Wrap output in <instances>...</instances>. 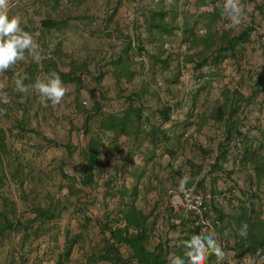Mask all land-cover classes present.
<instances>
[{
	"label": "crops",
	"instance_id": "0c3cea01",
	"mask_svg": "<svg viewBox=\"0 0 264 264\" xmlns=\"http://www.w3.org/2000/svg\"><path fill=\"white\" fill-rule=\"evenodd\" d=\"M242 3L245 19L232 26L223 14V0H11L9 16H19L21 27L37 40L41 60L29 56L0 74L5 184L19 185L23 180L26 191L33 190L28 200L49 205L57 199L48 197L49 191L40 185L56 176L66 153L78 155L80 162L79 147L98 135L103 147L91 188L99 215L113 218L119 209L134 207L149 217L148 248L163 240L173 223L169 229L173 245H169L187 251V225L193 221L172 203L179 200L180 181L188 176L185 188L208 183L210 207L222 216L205 232L214 234L228 254L220 264H264V247L246 250L245 241L244 250H235L241 240L240 216L257 221L252 226L264 234V0ZM107 7L110 16L104 15ZM46 19L56 24L42 25ZM111 28L119 37H130L132 46L144 45L132 66L133 79L123 78L119 86L110 59L122 51V42L108 38ZM245 28L250 29L246 42L234 51L219 50L224 46V31L236 35ZM46 51L48 58H44ZM213 56L219 57L217 61L212 62ZM32 62L36 73L24 82L29 91L18 93L16 81ZM82 65L86 67L82 71L103 72L102 79L97 82L87 76L86 88L61 79L68 93L60 105L45 106L31 87L37 80L46 81L52 72ZM130 105L140 108L138 122L123 133L101 130L103 113H120ZM60 142L72 146L55 144ZM76 187L73 202L83 190ZM170 189L176 194H170ZM180 213L184 221L176 216ZM76 226L75 235L81 238L73 247H89V253L75 260L86 264L100 247L99 225ZM41 230L40 243L51 246L49 227ZM120 247L122 258L127 259L126 246ZM14 248V243L2 242L0 264L20 259ZM39 250L38 246L36 257ZM100 262L115 264L104 260L92 264ZM124 264L136 262L127 259ZM207 264H217L216 257L210 255Z\"/></svg>",
	"mask_w": 264,
	"mask_h": 264
},
{
	"label": "trees",
	"instance_id": "16d2710c",
	"mask_svg": "<svg viewBox=\"0 0 264 264\" xmlns=\"http://www.w3.org/2000/svg\"><path fill=\"white\" fill-rule=\"evenodd\" d=\"M42 25L44 26H52L56 24V21L52 20H43ZM112 28L114 32V36L112 37L115 41L122 42V51L110 59V64L112 66V74L115 78L116 85L119 86L121 80L124 78L126 81H130L134 77V70L132 66L137 63V55L143 52L144 45L141 43L138 46H132L130 37H119L116 29ZM249 28H245L240 33L236 35H230L228 31H224V39L222 43H224L223 47H220V51L230 50L234 51L237 45H240L243 42L248 40L250 35ZM120 38V39H119ZM122 38V39H121ZM195 42V40H193ZM210 42V41H209ZM208 43V42H207ZM210 44V43H208ZM135 49V50H134ZM214 57V56H213ZM222 58L223 56L220 55ZM206 57L205 59H207ZM215 58V59H214ZM212 58L213 61H217L219 58L215 56ZM51 60V59H49ZM86 67L85 66H71L69 71L59 72L55 71L62 80H70L74 81L75 84L79 88H86V83H84V76L82 75L84 72L90 74L94 80L99 82L102 79L103 72H95L90 73V71H82ZM36 73V64L31 63L27 67L26 72H24L23 77H27L24 79L25 81H29V79H33ZM100 98H103L101 91L96 89ZM99 105V104H98ZM97 105L93 107L92 110H96ZM83 113L87 114L89 111L86 109L81 110ZM140 108L130 105L127 109L120 111V113L110 112L106 114H102V119L100 121L99 127L101 130L110 129L115 134L123 133L127 130L128 127H132L135 122L139 121L140 117ZM87 131V130H86ZM84 130V133L86 132ZM5 134L3 130L0 129V190L5 185L6 172L5 166L2 161L3 155L6 153V146L4 143ZM85 139V138H84ZM58 145H64L66 148H70L72 144L70 142L66 143H55ZM103 147L101 138L98 135H91L88 137L84 147L80 151V162L77 166L81 165V170L79 171V184L77 186L79 188L82 187H92L94 180L93 174L96 163L100 160V150ZM259 156L256 160L259 163ZM63 164H66L65 162ZM64 167V166H63ZM61 167V169H63ZM18 174V173H17ZM71 178L74 186L76 187V183L73 177ZM12 178L15 179V176L12 175ZM19 186L21 190V199L29 204V209L32 213L31 216H25V213H20L17 209L16 202L11 200L10 198L2 195L0 192V245L3 242L5 234L8 232H17L22 231L24 235V240L27 237H30L31 233L28 232L29 229L33 228V224L36 222L41 223V227L37 230H32V233L35 237L41 235L40 230L44 227V224L48 221L59 217L60 215V201H52L49 205L42 206L40 203H37L32 200H28V196L30 192H33L29 188V191H26V184L23 183V180L19 181ZM77 188V187H76ZM216 212V211H215ZM183 213V212H182ZM176 214L183 221L185 220L184 215ZM217 215V212L215 213ZM220 212L218 213V215ZM215 215V216H216ZM222 216L217 218L221 219ZM148 215H143L141 212L137 211L134 207H126V209H119L117 213L113 216V221L117 223V225L113 226L112 223H103L102 220L97 219V224L99 225V235H100V247L96 253L89 256L86 259V264H92L96 261H110L115 264H124L127 259L135 260L136 264H166L169 262L171 254V258L173 256H179L185 259V264H187V258L185 257V250L182 247H172L169 245V240L164 238L160 240L157 245H155L152 249L147 247V242L150 236L149 224H148ZM192 220V219H191ZM252 219L248 216H240V219L237 220L238 226L241 228L242 225H247V233L248 236L241 237L240 235V243L235 247V250L240 251L244 250V242L248 243L245 247L246 250H255L257 247H264V234H261L259 230H257L256 225L257 221L253 223L250 222ZM188 220L185 221V225H187ZM251 224V226H250ZM175 224L170 223L168 229H170ZM188 231L186 232V241L190 240V238L194 235L203 234L200 232V228L193 222H190L187 225ZM254 228V230H253ZM42 231V230H41ZM81 238V235H74L70 238H66V248L59 255V258L54 264H65L69 258L70 253L73 248L74 243ZM121 245L126 246L128 250L127 259L122 258L121 255ZM2 264H11V263H2ZM16 264H21V262H17Z\"/></svg>",
	"mask_w": 264,
	"mask_h": 264
},
{
	"label": "rangeland",
	"instance_id": "374dc122",
	"mask_svg": "<svg viewBox=\"0 0 264 264\" xmlns=\"http://www.w3.org/2000/svg\"><path fill=\"white\" fill-rule=\"evenodd\" d=\"M107 8H106L107 10L105 9L104 15L108 13V15L110 16L111 12L108 11L111 9V7H107ZM112 30L114 29L112 28ZM107 33H108V38L112 39V41H115L112 38L111 33L110 32ZM82 75L84 76L85 83L89 86L90 79L88 80L87 76L89 77L92 76L89 75L87 72H84ZM77 153H79V151ZM74 157L75 156L73 155L72 152L68 154L66 153L64 157L65 158L64 162L66 164L77 166L79 163L78 155L77 158ZM66 164H62V167ZM40 186L43 188V190L47 189L49 191L48 197L60 201V205H58V207H60L59 217L52 219L44 224L45 226L49 227L50 237L51 240L53 241V244L51 246H47L49 244L40 243L42 241V235L39 237H35L34 234L32 233V229L28 230V232L31 233V235L30 237L26 238L25 245H21L22 242L21 240H23L21 231L9 232V233L7 232L4 236L3 241H7V242L10 241V243H14L16 246V248L14 249L19 254L20 257V259L18 258L19 260L16 259V262L14 264H16L17 262H21V264H54L59 258V255L66 248V238L67 237L70 238L78 232L76 228L77 227L76 224L91 226L97 224V219L102 220L103 223L112 222L113 219L112 217L107 218V216H105L104 214L103 215L98 214L99 211L97 210V207L99 208L100 205H98L97 207L95 206L96 202L98 201H95L93 198L95 195L93 196L92 188H90L91 190L83 189L80 193L81 194L80 197H77V199L74 198V202L72 201L73 195H75L78 190H76L77 188L74 186L71 178H69L64 173L63 169H61V166L58 168L56 176L53 179L50 180L46 179L45 184ZM0 192L3 193V195L16 200V206L20 213L24 212L26 217L32 215L28 206L29 204H26L21 199L22 194H21L20 186L18 184L16 183L7 184V185L5 184L3 188L0 190ZM78 203H80L81 206H78ZM40 227H41V223L39 221L33 224L34 230H37ZM163 235H164L163 238H167V240H169V243L173 245L172 232L169 231V229L168 230L166 229ZM84 236L86 240L88 241L91 240L86 233H84ZM148 241L151 242L150 239ZM30 243L34 244L33 249H30L31 246ZM42 244L44 245L43 247L41 246ZM38 246L40 247V250L38 257H36V254L34 253L35 251H37ZM87 253H89V247H85V249L80 250L77 246H74L70 253V259L65 264H80L77 263V260H75V258L76 257L80 258L81 255H85ZM28 255L32 257V261H29L30 257ZM97 264H104V263L100 262ZM166 264H171V263H166Z\"/></svg>",
	"mask_w": 264,
	"mask_h": 264
},
{
	"label": "clouds",
	"instance_id": "9594fccd",
	"mask_svg": "<svg viewBox=\"0 0 264 264\" xmlns=\"http://www.w3.org/2000/svg\"><path fill=\"white\" fill-rule=\"evenodd\" d=\"M10 7L11 0H0V74L12 69L29 56L36 62L41 60L40 45L31 33L21 27L22 20L19 16H9ZM222 10L232 26L241 25L245 19V6L242 0H223ZM24 79L27 77L16 81L15 90L18 93L26 94L29 91ZM31 87L41 97V102L45 106L49 102L53 106L62 104L68 93L67 86L55 72H52L46 81L37 80ZM0 114H3L2 110ZM189 179L185 176L180 181L181 190L185 189ZM247 227L246 224L241 226L239 230L241 237L247 236ZM184 247L187 249L185 252L187 264H207L210 255H214L217 264H220L228 255L214 234L194 235L184 242ZM171 264H185V259L173 256ZM228 264L232 262L228 261Z\"/></svg>",
	"mask_w": 264,
	"mask_h": 264
},
{
	"label": "built area",
	"instance_id": "2783aa9c",
	"mask_svg": "<svg viewBox=\"0 0 264 264\" xmlns=\"http://www.w3.org/2000/svg\"><path fill=\"white\" fill-rule=\"evenodd\" d=\"M111 33L112 37L114 32L108 30ZM50 57V52L46 51L44 58ZM81 150L82 147H79ZM81 170V165H71L66 164L63 167V171L67 176L73 177L76 185L79 184V171ZM83 189L90 190V187H82ZM169 193L174 195L176 192L172 189L169 190ZM211 194L208 189V183L205 182L202 187H186L184 190H181L179 194V200L173 201V207L177 209H182L195 223L199 226L200 232L205 234L209 227L216 222V216L210 207L209 198Z\"/></svg>",
	"mask_w": 264,
	"mask_h": 264
}]
</instances>
